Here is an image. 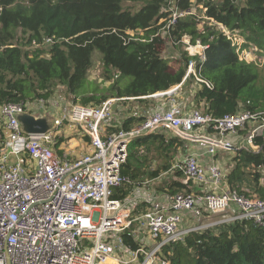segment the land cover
Returning a JSON list of instances; mask_svg holds the SVG:
<instances>
[{
  "label": "built area",
  "instance_id": "obj_1",
  "mask_svg": "<svg viewBox=\"0 0 264 264\" xmlns=\"http://www.w3.org/2000/svg\"><path fill=\"white\" fill-rule=\"evenodd\" d=\"M193 8L179 11L171 6L167 26ZM162 33L164 37V28ZM44 42L54 40L47 37ZM181 42L188 54L205 59L208 45L200 39L192 43L186 34ZM241 46H237L239 52ZM191 75L196 86H212L198 75L191 60L182 82L170 89L139 97H109L98 105L69 101L51 121L46 119L48 128L40 133L28 132L21 121L25 114L45 119L26 112L27 103L0 104V264H170L171 251L166 248L193 232L238 219L264 224V198L240 194L229 185L228 174L217 160L204 164L194 151L170 169L182 171L175 179L186 188L157 191L143 182L124 199L111 197L113 189L131 183L121 169L131 141L139 136L172 131L184 141L207 144L205 151L213 158L221 150L238 151L245 146H235L231 137L253 150L260 148L255 139L264 131V110L241 109L212 117L203 104L187 105L183 99V85ZM131 98L159 103L147 110L141 122L118 128L115 101ZM44 102L48 100L40 99L47 112ZM199 129L204 133L197 134ZM241 130L246 133L239 134ZM67 131L88 138L92 150L59 154ZM144 151L141 147L140 152ZM191 182L196 188H190ZM142 204L146 209L139 211ZM223 212L230 217L200 223L207 215ZM188 218L192 225L187 224ZM125 233L138 247L124 241Z\"/></svg>",
  "mask_w": 264,
  "mask_h": 264
},
{
  "label": "trees",
  "instance_id": "obj_2",
  "mask_svg": "<svg viewBox=\"0 0 264 264\" xmlns=\"http://www.w3.org/2000/svg\"><path fill=\"white\" fill-rule=\"evenodd\" d=\"M128 1L143 4L132 11L124 6ZM171 6L179 11L198 7L203 14L187 13L168 27ZM221 25L237 32L245 40L242 46L253 44L263 50L264 0H0V104L46 98L59 84L72 101L82 104L149 95L181 83L189 62L195 60L198 75L212 85H198L193 95L196 106L203 104L215 118L241 109L264 110V66L242 59ZM186 34L192 43L200 39L208 45L205 59L187 51L172 59L164 57L162 46L168 41L181 45ZM47 37L54 42L41 47ZM97 57L110 84L104 91L101 87L82 91ZM194 80L191 75L188 82ZM143 119L129 117L123 127ZM184 142L164 132L134 138L121 169L131 183L113 189L111 197L124 199L135 186L169 171ZM255 143L258 150L245 145L237 151L227 178L240 194L264 198V131ZM246 183L250 191L245 190ZM183 188L180 180L173 179L163 190ZM123 237L138 247L133 237L126 233ZM166 249L171 251L170 264H264V224L253 219L224 222L193 232Z\"/></svg>",
  "mask_w": 264,
  "mask_h": 264
},
{
  "label": "rangeland",
  "instance_id": "obj_3",
  "mask_svg": "<svg viewBox=\"0 0 264 264\" xmlns=\"http://www.w3.org/2000/svg\"><path fill=\"white\" fill-rule=\"evenodd\" d=\"M142 4L143 3L128 1V2H125L124 6L127 8H130L132 11H136L142 6ZM197 8L198 7H194L193 12H196L198 14H203L202 12L198 11ZM199 27L203 28V23H200ZM222 29L225 33H227L229 38L232 37V39L235 43H237L236 41L238 38L239 41H238L237 46H241V43L243 41H245L241 36L240 37H238L239 35L237 36V32H232L224 26H222ZM171 43H172L171 41H168L167 44L162 46L164 57L172 59L175 57H179L183 51H186L185 45L182 42H181V45H177V46H175ZM46 44H49V43H44L43 45H41V47L48 48L49 45H46ZM30 49H33V47H30ZM240 51H241L240 52L241 57L245 58L248 61H255V62L259 63L261 66H264V52H262V51H264V49L260 50L255 45L251 44L248 47H244V46L242 47L241 46ZM109 84H110V82L105 80V78H104V73H103V68H102V63L100 61V58L97 57L95 59V63L93 65V67L91 68V70H89L87 77L85 78V80L82 84V91H92V90L97 89V87L103 88V91H104V87H108ZM192 85H194V86H192ZM194 88H195V84L193 81L190 83L189 82L185 83L183 85V92L185 93L183 99L186 101L187 105L195 103L193 100V95L195 94ZM81 93L82 92H79L78 95L80 96ZM72 98L73 97L69 94L66 87L62 84H59L55 87L52 95H50L46 98L41 97V98L34 99L32 101H28L26 112H32L36 116H39L41 118H45L47 120L49 119L51 121V118L53 115L60 113L61 110H64L66 107H68V104L71 103L69 101L73 100ZM40 99L48 100V102H44V105L47 108V112H44L43 108H41ZM147 100H149V99H147ZM124 101L123 100H116L115 101L116 106L114 109V114H115L116 118L114 119V121H116L118 118L120 119V117H122L124 115V106L127 105V103ZM149 101H152V100H149ZM57 103H58V105H57ZM77 103H80V101ZM90 104H92V103H90ZM94 105H98V104H94ZM121 124H123V122L120 120V122H118L115 126L119 128V126ZM107 128L112 129L109 126H107ZM68 129H69V126H67V130ZM161 132H164L168 137H176L175 134L172 133V131H161ZM196 133L197 134H203L204 131L199 129V130H197ZM245 133H246V131H244V130L239 131V134H241V135H244ZM61 140H63L62 142H64V144H62V147L68 148L69 150H71L69 148V144H71L72 146H74V149L71 151L74 153H78V152H81V148H80L81 146L79 143L86 141V137L83 138V137H81L75 133H70L69 131H67L65 136L63 138H61ZM230 140L232 143L235 144V146H240L241 144L246 145L245 141H243V142L238 141L239 138H232L231 137ZM62 142H60V143H62ZM197 146H200V144H195V142L191 143L189 141H185L183 146H181L179 148L174 162L180 161L183 158H185ZM219 152L217 153V155H215L214 160H217L219 165L221 166V168L225 171V173L229 174L230 170H232V168L235 165L233 158L236 155L237 151L236 150H229L226 152L225 151L220 152V153ZM263 172H264V170H263ZM175 173H177L176 170H174V173L168 172L166 174H163L160 178H158L154 182H151L150 184L153 183L152 185L157 191H163V187L165 188V186L171 180H173L177 177ZM173 175H175L174 176L175 178L173 177ZM262 181H263V179H262ZM228 183H229V181H228ZM191 185L196 187V185H194L192 182H191ZM249 189H250L249 185H247V183H246L245 184V190L250 191ZM253 196H257V195H255V193H254ZM144 209H146V207H145V205L142 204L141 207H139V211H142ZM228 215H229V212L207 215L206 217H204L203 219L200 220V223H204V224L213 223V222L219 221L221 219L229 218L230 216H228ZM192 223H193L192 219L188 218L187 224L192 225ZM214 227H216V225L212 226L211 228H214Z\"/></svg>",
  "mask_w": 264,
  "mask_h": 264
},
{
  "label": "crops",
  "instance_id": "obj_4",
  "mask_svg": "<svg viewBox=\"0 0 264 264\" xmlns=\"http://www.w3.org/2000/svg\"><path fill=\"white\" fill-rule=\"evenodd\" d=\"M194 86V85H192ZM195 88L197 89L198 86L195 85ZM132 97V96H131ZM150 100V99H149ZM147 100V98H131V99H127V100H123L124 102L127 103L126 106H124V115L122 117H120V120L121 121H125L126 118H129V117H132V118H139V117H144V115L146 114L147 110L148 109H151L153 108L154 106H156L158 103H159V100L158 102L156 100H154V102L152 103L151 101ZM164 102H167L166 103V107L170 106V102L169 101H164ZM191 105V104H190ZM119 119V118H118ZM118 122H115L114 124L116 125ZM192 143V142H191ZM64 144V143H62ZM62 144H61V148L60 150L62 152H65V153H70L72 152L71 150L74 149V146H72L71 144H69V148L71 150H69L68 148H64L62 147ZM80 148H81V152H78V153H75V154H79V153H84V152H89L92 150V147L89 143L88 140L86 141H83V142H80ZM195 144H200V146H197L193 151L200 154L201 155V158H200V161L204 164H208L211 160H213L214 158L211 156V155H208L206 153V148H207V144L205 143H202V142H195ZM192 152V151H191ZM220 152H223V151H220ZM219 152V153H220ZM226 152V151H225ZM175 163V162H174ZM173 163V164H174ZM173 166V165H172ZM172 173L173 171L172 170H169L167 172H164L162 173L159 177L157 178H154V179H147L146 181L144 182H147V187L149 189L151 188H154L153 187V183L150 184L151 182H154L156 181L158 178H160L163 174H166V173ZM175 175H173L174 177ZM175 178V177H174ZM190 188H196L194 187L193 185H189Z\"/></svg>",
  "mask_w": 264,
  "mask_h": 264
},
{
  "label": "water",
  "instance_id": "obj_5",
  "mask_svg": "<svg viewBox=\"0 0 264 264\" xmlns=\"http://www.w3.org/2000/svg\"><path fill=\"white\" fill-rule=\"evenodd\" d=\"M21 121L28 132L40 133L45 132L48 128L46 119H37L33 115H22Z\"/></svg>",
  "mask_w": 264,
  "mask_h": 264
},
{
  "label": "bare ground",
  "instance_id": "obj_6",
  "mask_svg": "<svg viewBox=\"0 0 264 264\" xmlns=\"http://www.w3.org/2000/svg\"><path fill=\"white\" fill-rule=\"evenodd\" d=\"M109 264H114V263H113V261H111V263H109Z\"/></svg>",
  "mask_w": 264,
  "mask_h": 264
}]
</instances>
